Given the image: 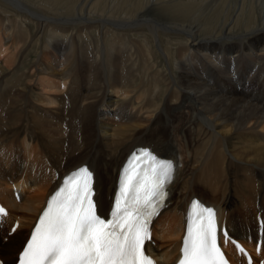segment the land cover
Here are the masks:
<instances>
[{
    "label": "bare ground",
    "instance_id": "1",
    "mask_svg": "<svg viewBox=\"0 0 264 264\" xmlns=\"http://www.w3.org/2000/svg\"><path fill=\"white\" fill-rule=\"evenodd\" d=\"M0 1L3 264L15 263L47 197L82 165L94 173L97 209L107 216L121 165L136 147L175 163L147 245L158 264L176 261L193 197L216 207L220 225L246 246L261 239L253 257L264 264V0L226 2L212 31L202 23L218 0L169 2V12H189L181 22L159 19V0H146L132 17L96 18L85 1L75 16L60 18L27 0ZM63 25L98 26L114 38L96 52H76ZM141 26L156 44L161 31L177 35L163 52L173 63L169 74L147 39L129 44L116 36ZM44 36L45 51L26 67V47Z\"/></svg>",
    "mask_w": 264,
    "mask_h": 264
},
{
    "label": "snow or ice",
    "instance_id": "2",
    "mask_svg": "<svg viewBox=\"0 0 264 264\" xmlns=\"http://www.w3.org/2000/svg\"><path fill=\"white\" fill-rule=\"evenodd\" d=\"M172 173L171 162L147 150L134 154L121 177L111 218L105 220L97 214L94 173L87 166L78 168L48 200L19 264H154L144 247ZM191 207L179 264H227L217 242L214 209L195 201Z\"/></svg>",
    "mask_w": 264,
    "mask_h": 264
},
{
    "label": "rangeland",
    "instance_id": "3",
    "mask_svg": "<svg viewBox=\"0 0 264 264\" xmlns=\"http://www.w3.org/2000/svg\"><path fill=\"white\" fill-rule=\"evenodd\" d=\"M27 1L30 3H33L34 5L41 7L44 10H47L48 11L47 13L49 16H53V17H57V18L75 16L76 11L74 9L76 8V6H78L83 1L86 2V5H88V6L90 5L89 8L92 9L91 10L93 12L92 16L94 18H96L97 15H103V16H112L113 15L115 17H123V16L124 17H126V16L132 17L138 11H140L142 6L146 2V0H27ZM159 1L162 4L160 3L158 5L159 8L156 7L158 9H156L153 12L154 14L157 15V17H159V19H162L165 21L166 20L173 21V19L172 20L169 19L170 17L173 18V16L178 17L177 19L175 17L174 20L176 19L179 22H181L184 19V17H185L184 14H186V13L182 10H180V12H179L180 8H175V11H174L175 14L169 12L168 7L172 4H174L176 2V0L175 1L174 0L173 1L172 0H168V1L159 0ZM218 1L220 3L222 2V4L219 3V5L216 6L217 8H213L212 10L209 11L208 16H207V18L210 17L209 20H207V23H204V22L202 23L203 25L205 24L204 25L205 27L208 24H209L208 27L209 26L215 27V25H218V24L221 25V22L223 21V19H222L223 16L220 17L219 14H221L223 7L225 6L226 2L228 4V6L230 4H231L230 6H233L239 2V0H229V1L218 0ZM169 2L172 4H170ZM185 2H187V1H185ZM166 4H168V6H166ZM0 5L6 6L5 3L2 1H0ZM166 7H167V11H166ZM178 12L180 15L179 14L176 15V13H178ZM210 12L211 13L213 12L214 14L212 13L213 14L212 15ZM188 13L189 12H187L186 15H188ZM224 13H223V15H224ZM8 15L11 16L12 13H8ZM179 17L183 18V19H180ZM215 17H216V19H215ZM186 20H184V21H186ZM189 21L190 20H187V22H189ZM214 23H215V25H213ZM23 25L25 27H27V30L29 31L30 34L35 36V28L32 26L31 23H25ZM63 28H65L64 30H67V32H65V33L68 34L70 39L74 40V38H75V40L73 42H74V47H75L74 51L77 50L76 52L84 51V49H87V50L92 51V52L93 51L96 52V51L100 50L101 47L105 43H107V41H110L114 38L112 33H111V30L108 32V31H105L106 29L99 28L98 26L95 28H92V27L85 28V26H72L71 27V25H63ZM209 29H210V31H212L211 27H209ZM209 29L206 28V31H208ZM146 30H147L146 27H142V26L141 27H135V28H131V29H126L125 31H120V32L118 31L117 32L118 34L116 36H118L120 38L123 37V38L131 39L129 44H132L131 42H139L140 40L141 41L144 40V42H145V39H147L149 42H151V44L153 46H155V49L157 50V54H158L159 63H161V66H163L164 69H166V72L169 74L170 69H171V65L173 66V63H171L170 61L167 60V58L165 57V53H167L166 51L169 48V44L171 42H174L172 40L173 36L176 37L177 35L176 34L173 35V33L171 34V33H167V32L163 33V31H161L158 33L159 34L157 36L158 42L156 44L152 35ZM79 32H82V33L84 32L83 34H85V36L84 37L81 36L82 38H78L77 34ZM106 33H107V35H106ZM66 34H64V35H66ZM111 36L113 37L112 39H111ZM46 38L47 37H45V36L41 37L38 45H36V46L34 45L31 47H26V51H25L26 58H27L26 59L27 63L25 64L26 67H28L30 62L33 63V61L35 60L37 55H40L41 51L42 52L45 51L44 44L47 42ZM102 41H103V43H102ZM77 47L79 49H76ZM172 50L173 49H171V51ZM163 52H165V53H163ZM228 59H230V57H228ZM39 64H40V62H39ZM173 69H174V67H173ZM237 89L239 90L240 88L237 87ZM105 118H106V116L101 117L102 120H104ZM258 133H260V132H258ZM5 242H6L5 240L2 241V246H4L6 244Z\"/></svg>",
    "mask_w": 264,
    "mask_h": 264
}]
</instances>
